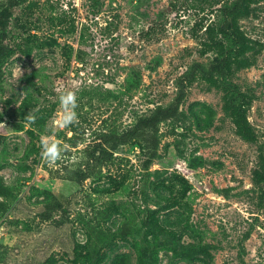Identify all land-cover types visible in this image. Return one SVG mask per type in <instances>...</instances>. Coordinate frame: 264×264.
<instances>
[{
	"label": "rangeland",
	"instance_id": "374dc122",
	"mask_svg": "<svg viewBox=\"0 0 264 264\" xmlns=\"http://www.w3.org/2000/svg\"><path fill=\"white\" fill-rule=\"evenodd\" d=\"M235 1L12 8L0 26V264H264V0L237 14L241 42L222 32ZM226 57L225 73L199 70L189 82L155 157L136 139L83 183L61 177L84 163L99 129L134 124L171 103L195 63ZM65 89L77 94L79 123L58 128ZM41 136L69 146L55 166L41 158ZM49 191L64 209L44 218Z\"/></svg>",
	"mask_w": 264,
	"mask_h": 264
},
{
	"label": "trees",
	"instance_id": "16d2710c",
	"mask_svg": "<svg viewBox=\"0 0 264 264\" xmlns=\"http://www.w3.org/2000/svg\"><path fill=\"white\" fill-rule=\"evenodd\" d=\"M23 0H6L5 5L0 6V26L3 27L12 16V8L19 5ZM245 0H236L232 6L224 8L226 23L222 26V32L228 36L234 37L240 41L242 35L237 33L235 19L241 10ZM234 27L235 30H231ZM4 49V47H2ZM229 58L213 63L212 66L206 67L201 63H195L190 71L181 75L177 79V94L174 100L167 105H160L152 109L149 113L139 115L134 124L120 129L118 127H109L99 129L96 138L85 147V160L78 168H68L61 177L83 183L90 176L100 171L102 167L115 157L116 150L136 139H144L151 150V156L155 157L159 147V129L160 124L168 119L175 118L180 111L181 105L187 97L189 82L194 79L197 72L203 71L208 79H212L215 70L225 73L230 68ZM240 125H243L240 123ZM73 134L69 137L73 146L79 143V135L76 127L71 129ZM5 186L0 181V191L5 194ZM0 204H3L1 202ZM64 209L63 200L54 192L49 191V199L44 210V218H50L54 211ZM104 217L108 213L104 212ZM68 217H64L59 224L65 223ZM130 224L125 223L122 228L123 234H128Z\"/></svg>",
	"mask_w": 264,
	"mask_h": 264
},
{
	"label": "clouds",
	"instance_id": "9594fccd",
	"mask_svg": "<svg viewBox=\"0 0 264 264\" xmlns=\"http://www.w3.org/2000/svg\"><path fill=\"white\" fill-rule=\"evenodd\" d=\"M58 104L61 110V115L57 124L58 128H67L79 123L76 111L79 105L75 91L69 89L61 91L58 96ZM25 119L30 124H34L36 121V117L31 113H28ZM55 131L56 130L54 129L52 135H55ZM40 147L41 158L49 166H55L58 161L62 160L63 154L67 152L69 148L68 145L62 144L61 141L52 139V136H41Z\"/></svg>",
	"mask_w": 264,
	"mask_h": 264
}]
</instances>
